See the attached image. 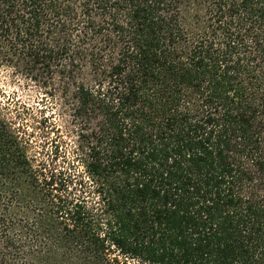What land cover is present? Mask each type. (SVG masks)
Instances as JSON below:
<instances>
[{
	"label": "trees",
	"instance_id": "16d2710c",
	"mask_svg": "<svg viewBox=\"0 0 264 264\" xmlns=\"http://www.w3.org/2000/svg\"><path fill=\"white\" fill-rule=\"evenodd\" d=\"M0 68V264H264V0H0Z\"/></svg>",
	"mask_w": 264,
	"mask_h": 264
},
{
	"label": "rangeland",
	"instance_id": "374dc122",
	"mask_svg": "<svg viewBox=\"0 0 264 264\" xmlns=\"http://www.w3.org/2000/svg\"><path fill=\"white\" fill-rule=\"evenodd\" d=\"M12 92L15 94L14 101L19 100L25 103L36 102L40 94L39 90L31 83H26L21 78H14L9 69L0 68V100L5 102L8 99L7 96L10 97ZM12 100L8 102L13 103Z\"/></svg>",
	"mask_w": 264,
	"mask_h": 264
}]
</instances>
